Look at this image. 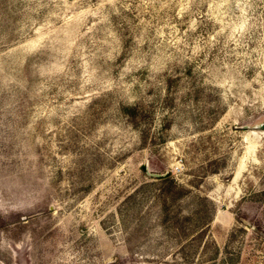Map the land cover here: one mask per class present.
<instances>
[{
  "label": "rangeland",
  "instance_id": "1",
  "mask_svg": "<svg viewBox=\"0 0 264 264\" xmlns=\"http://www.w3.org/2000/svg\"><path fill=\"white\" fill-rule=\"evenodd\" d=\"M256 121L264 0H0V264H264Z\"/></svg>",
  "mask_w": 264,
  "mask_h": 264
},
{
  "label": "water",
  "instance_id": "2",
  "mask_svg": "<svg viewBox=\"0 0 264 264\" xmlns=\"http://www.w3.org/2000/svg\"><path fill=\"white\" fill-rule=\"evenodd\" d=\"M240 127L243 129H251V128L263 129L264 128V121H256L252 124L241 125ZM144 172L146 175L151 176V177H160V176L166 175V172L161 173V174L149 172L146 165L144 166ZM246 224H248V223H246Z\"/></svg>",
  "mask_w": 264,
  "mask_h": 264
},
{
  "label": "trees",
  "instance_id": "3",
  "mask_svg": "<svg viewBox=\"0 0 264 264\" xmlns=\"http://www.w3.org/2000/svg\"><path fill=\"white\" fill-rule=\"evenodd\" d=\"M164 176H166V175H164Z\"/></svg>",
  "mask_w": 264,
  "mask_h": 264
}]
</instances>
